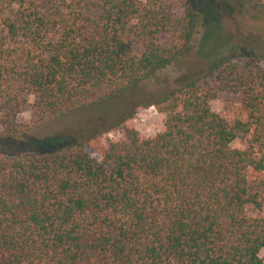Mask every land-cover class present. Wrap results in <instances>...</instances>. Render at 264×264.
<instances>
[{
  "label": "trees",
  "instance_id": "obj_1",
  "mask_svg": "<svg viewBox=\"0 0 264 264\" xmlns=\"http://www.w3.org/2000/svg\"><path fill=\"white\" fill-rule=\"evenodd\" d=\"M211 19L192 0L180 13L168 0L0 3V138L120 96ZM230 82L245 120L214 111L218 84L193 78L151 103L158 133L125 117L100 159L79 140L0 153V264H264V179L247 174L264 170V70L237 69Z\"/></svg>",
  "mask_w": 264,
  "mask_h": 264
},
{
  "label": "rangeland",
  "instance_id": "obj_2",
  "mask_svg": "<svg viewBox=\"0 0 264 264\" xmlns=\"http://www.w3.org/2000/svg\"><path fill=\"white\" fill-rule=\"evenodd\" d=\"M8 1L0 0V3ZM168 1L177 13L182 12L186 4V0ZM192 2L194 5L208 4L211 20L216 25L206 29L201 25L190 39L177 41L174 59L168 66L138 85L125 89L123 94L112 100L41 122L18 136L0 138V153L50 152L79 140L91 157L100 159L108 139L124 137L122 126L118 123L125 117L131 115L128 122L144 137L158 133L163 128L162 117L151 103L193 78H199L206 85L218 84L216 95L210 100L214 111L245 120L246 112L241 106L239 90L230 80L237 69L243 71L259 67L264 70V5L252 6L248 0ZM158 39L163 45H172V38L168 34H161ZM140 49L138 45L133 47L136 53ZM228 58L230 60L224 63ZM219 63V68L208 73L210 67ZM28 99L32 101V95ZM29 118L28 109L18 116V119L24 121ZM251 137L252 133L231 143L233 147L243 149L249 145ZM247 174L250 180L264 179V170L249 168ZM259 255L264 257V248Z\"/></svg>",
  "mask_w": 264,
  "mask_h": 264
}]
</instances>
